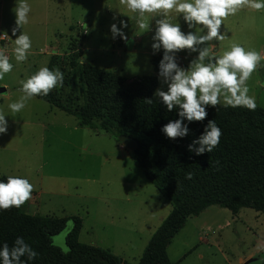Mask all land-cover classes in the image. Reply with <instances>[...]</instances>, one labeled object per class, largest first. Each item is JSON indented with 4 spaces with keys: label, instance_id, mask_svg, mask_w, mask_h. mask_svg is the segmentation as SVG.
Listing matches in <instances>:
<instances>
[{
    "label": "rangeland",
    "instance_id": "1",
    "mask_svg": "<svg viewBox=\"0 0 264 264\" xmlns=\"http://www.w3.org/2000/svg\"><path fill=\"white\" fill-rule=\"evenodd\" d=\"M29 21L20 31L32 46L27 59H13L14 0H0V53L13 69L0 79V114L8 121L0 134V176L18 175L33 185L24 211L44 216L82 219L80 241L105 249L129 264H139L155 232L172 212L171 203L147 178L134 152L115 132L79 127L75 116L33 98L19 113L7 108L22 93L20 81L39 67L59 69L63 82L53 89L64 103L81 108L86 100L82 66L91 65L126 78L130 86L145 76H157L151 49V31L136 29L134 14L119 0H28ZM128 15H132L129 20ZM116 17L113 20V17ZM125 20L128 41L112 39L111 23ZM179 19V18H178ZM173 22H177L174 20ZM182 31H186L182 19ZM225 39L209 42L210 52L222 54L232 43L257 50L262 57L246 82L256 107L264 108V9L241 8L221 26ZM7 35L6 40H1ZM196 53L177 54L187 67ZM158 87L161 84L158 80ZM157 87V88H158ZM166 90V86H164ZM219 106V105H217ZM52 237L67 252L66 238L73 229ZM172 264H245L264 256V212L241 209L233 214L213 206L187 220L168 248Z\"/></svg>",
    "mask_w": 264,
    "mask_h": 264
},
{
    "label": "trees",
    "instance_id": "2",
    "mask_svg": "<svg viewBox=\"0 0 264 264\" xmlns=\"http://www.w3.org/2000/svg\"><path fill=\"white\" fill-rule=\"evenodd\" d=\"M160 59L153 57L156 71ZM82 74L86 100L81 108L64 103L53 89L47 96L35 98L75 116L81 128L138 140L134 160L172 205V212L153 235L139 264H172L168 248L173 239L189 218L210 207L219 206L233 214L241 209L264 212V108L209 107L204 121L189 124L188 136L171 140L160 129L178 117L175 109L168 112L153 97L157 76H145L128 86L121 75L91 65L82 66ZM212 119L221 129L218 145L202 156L189 153L188 144ZM187 173H192L191 179L186 178ZM6 177L0 176V180ZM25 203L20 208L0 210V244L6 242L11 247L17 236L23 237L38 253L28 264H129L105 249L83 244L79 239L81 218L27 213ZM69 220L74 226L64 252L53 245L52 237L62 232Z\"/></svg>",
    "mask_w": 264,
    "mask_h": 264
},
{
    "label": "clouds",
    "instance_id": "3",
    "mask_svg": "<svg viewBox=\"0 0 264 264\" xmlns=\"http://www.w3.org/2000/svg\"><path fill=\"white\" fill-rule=\"evenodd\" d=\"M119 4L128 13L134 14L136 29L141 33L151 31L148 21L160 17L155 19L151 37L153 54L162 51L157 71L161 87L155 89L153 97L168 112L175 109L178 117L168 120L161 127L165 138L175 140L188 136L189 124L204 121L209 107L216 109L219 105L223 108L255 110V97L248 94L246 82L261 62V54L239 43H232L222 54L219 50L212 53L209 42L225 39L221 26L228 16L235 15L241 8L258 12L264 9V0H119ZM14 5L12 11L16 26L12 29L15 36L12 52L13 59L22 63L30 53L32 42L27 33L20 31L17 35V31L28 23L31 7L28 0H14ZM127 17L129 20L133 18L132 15ZM180 19L186 25V31H182ZM127 27L123 19L119 20V27L117 23H111L109 31L112 39L119 37L127 42L128 37L124 32ZM181 51L188 55L196 53L186 68L178 62L177 54ZM12 69L9 57L0 53V79ZM62 82L63 73L59 69L39 67L34 74L20 81L19 91L22 95L10 102L7 108L11 114L19 113L29 100L36 96H47ZM151 101L152 98H149L148 102ZM5 117L0 114V134L7 132L8 121ZM220 137L221 129L215 120H208L203 132L188 144L187 150L196 156L211 153ZM186 178L191 179L192 173H187ZM32 191L33 185L27 178L8 175L6 180H0V210L20 208L31 199ZM37 255L21 236L15 238L11 247L6 242L0 244V264H28ZM255 264H264V256Z\"/></svg>",
    "mask_w": 264,
    "mask_h": 264
},
{
    "label": "water",
    "instance_id": "4",
    "mask_svg": "<svg viewBox=\"0 0 264 264\" xmlns=\"http://www.w3.org/2000/svg\"><path fill=\"white\" fill-rule=\"evenodd\" d=\"M119 141L127 148L128 150L135 151L139 147V142L132 136L122 135L119 136ZM257 258L249 259L245 264H255Z\"/></svg>",
    "mask_w": 264,
    "mask_h": 264
},
{
    "label": "built area",
    "instance_id": "5",
    "mask_svg": "<svg viewBox=\"0 0 264 264\" xmlns=\"http://www.w3.org/2000/svg\"><path fill=\"white\" fill-rule=\"evenodd\" d=\"M6 39H7V37L5 35H2L1 40L3 41V40H6Z\"/></svg>",
    "mask_w": 264,
    "mask_h": 264
},
{
    "label": "crops",
    "instance_id": "6",
    "mask_svg": "<svg viewBox=\"0 0 264 264\" xmlns=\"http://www.w3.org/2000/svg\"><path fill=\"white\" fill-rule=\"evenodd\" d=\"M6 37H7V35H6ZM172 244V243H171Z\"/></svg>",
    "mask_w": 264,
    "mask_h": 264
}]
</instances>
